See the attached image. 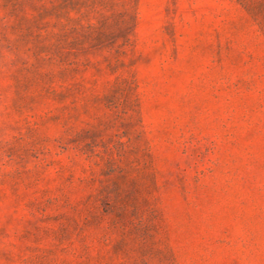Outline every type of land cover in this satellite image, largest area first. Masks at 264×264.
<instances>
[{"label":"rangeland","instance_id":"obj_1","mask_svg":"<svg viewBox=\"0 0 264 264\" xmlns=\"http://www.w3.org/2000/svg\"><path fill=\"white\" fill-rule=\"evenodd\" d=\"M0 264H264V0H0Z\"/></svg>","mask_w":264,"mask_h":264}]
</instances>
